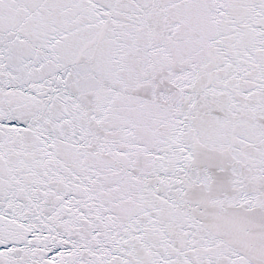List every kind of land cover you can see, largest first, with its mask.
Instances as JSON below:
<instances>
[{"label":"snow or ice","instance_id":"6c2138e0","mask_svg":"<svg viewBox=\"0 0 264 264\" xmlns=\"http://www.w3.org/2000/svg\"><path fill=\"white\" fill-rule=\"evenodd\" d=\"M0 264H264V0H0Z\"/></svg>","mask_w":264,"mask_h":264}]
</instances>
